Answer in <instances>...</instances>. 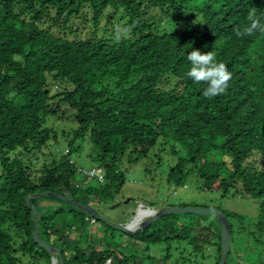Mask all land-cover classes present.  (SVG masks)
<instances>
[{
  "label": "trees",
  "instance_id": "16d2710c",
  "mask_svg": "<svg viewBox=\"0 0 264 264\" xmlns=\"http://www.w3.org/2000/svg\"><path fill=\"white\" fill-rule=\"evenodd\" d=\"M253 9L264 24V0H0V264H51L33 241L25 199L49 192L89 206L79 196V170L69 158L80 149L74 143L85 138L104 172L103 183L95 180L94 190L84 189L86 196L111 200L124 185L118 168L123 157L134 165L159 140L171 141L179 157L168 184L182 185L188 166L195 165L202 190L225 196L234 189V195L258 199L257 229L264 232V169L256 162L264 160V33L236 34L250 23ZM113 22L121 25L119 38L116 27L108 31ZM193 50L213 51L227 66L232 77L225 93L209 99L203 95L207 85L187 77L186 57ZM49 78L62 91L52 94ZM64 107L77 125L68 151L34 176L22 158L10 154L39 153L55 141L47 120L63 119ZM214 155L228 161L212 160ZM44 198L54 200L30 201L41 213L38 235L61 250L64 264H137L109 248L81 247L87 234L67 241V231L54 222L59 215L69 213L73 230L98 221L68 204L67 211L46 212L38 205ZM223 213L232 241L230 219L239 216ZM196 228L193 253L211 243L220 264L218 222ZM152 236L147 230L130 235L136 241ZM170 257L161 261L167 264Z\"/></svg>",
  "mask_w": 264,
  "mask_h": 264
},
{
  "label": "rangeland",
  "instance_id": "374dc122",
  "mask_svg": "<svg viewBox=\"0 0 264 264\" xmlns=\"http://www.w3.org/2000/svg\"><path fill=\"white\" fill-rule=\"evenodd\" d=\"M71 23L77 24L78 22L73 19ZM104 23V21L101 22L100 34ZM120 26V23L116 25L113 22L108 27V31L112 27L117 29ZM86 28L88 29L89 26ZM84 36L85 31L80 33L81 38ZM50 84L52 94L62 91L63 87L51 80ZM66 109V107L63 108L65 113L63 119L53 117L47 120V126L57 134L55 141L51 140L47 147L39 153L29 154L18 150L10 154L11 157L22 158L30 166V171L34 176L41 174L44 163L48 164L68 151V142L77 125L70 117L72 112L66 111ZM78 146H80L79 151L73 152L69 158L79 170L76 177V182L81 186L79 196L83 199L87 197L89 207L97 211L107 222L128 226L131 230L138 229L142 232L147 230V233L154 236L144 241H136L128 234L114 229H105L100 222L86 223L81 228L75 225V230H73L71 228L75 224L74 220L66 212L59 215L54 222L57 227H60L62 233L67 231V241H73L80 233L87 234L88 236H84L81 247L88 244L95 250L109 248L120 259L124 256H132L131 260L137 264H164L161 259L167 254L171 256L167 264H215L216 247L210 243L205 245L201 252L195 254L192 241L197 224L199 226L211 224L212 227L217 224L218 220L214 215H204L199 218L192 215H174V217L171 215L167 219H154L143 229L140 227L141 224L148 222L154 213L164 208L196 207L219 210L239 216V218L230 219L233 235L227 258L228 264H264V232L260 233L257 229L260 201L243 195H234V189H231L225 196L219 191L202 190L195 165L188 166L189 172L182 185L168 184L166 177L169 169L177 163L179 157L177 144L159 140L147 156L134 165H129L126 157H123L118 163V168L124 174V185L119 193L113 195L111 200L103 202L95 200L93 196L83 194L86 187L94 190L97 186L95 179L86 177V173L97 168V163L91 157L94 151L88 138H85L83 142L74 143V148ZM211 159L228 161L226 156L214 155ZM256 162L259 168L264 169V160ZM86 178L87 181L84 183ZM38 205L49 213L59 208L65 211L69 209L65 203L47 198L42 199ZM153 238L159 240L156 243H151ZM26 263L24 260V264Z\"/></svg>",
  "mask_w": 264,
  "mask_h": 264
},
{
  "label": "water",
  "instance_id": "95a60500",
  "mask_svg": "<svg viewBox=\"0 0 264 264\" xmlns=\"http://www.w3.org/2000/svg\"><path fill=\"white\" fill-rule=\"evenodd\" d=\"M42 196H48L54 200L63 202L65 204H68L70 206H73L83 212H85L89 217L93 218L95 221L104 223L107 227L117 230L122 233H126L129 235H134L138 229L131 230L128 228V226H121V225H115L107 222L103 217H101L97 211L92 209L89 206L77 203L73 200H70L66 197L60 196L58 194L53 193H40L32 196H27L25 199V203L27 207L31 210V217L34 220V229L32 233V238L34 243L42 248L48 255L51 256V264H64V260L62 257V252L60 249L55 248L45 241L41 240L38 235V225L41 219V213L37 210V208L33 205H31L30 201L31 199L42 197ZM185 214H191V215H197V216H204V215H215L218 220V224L220 227V236H221V248H222V256L220 260V264H227V257L230 252V245H231V236L229 232V226H228V220L224 213L219 210H213V209H203V208H196V207H167L160 211H157L156 214L151 217V219L148 222H145L140 225L141 229L145 227L148 223H150L152 220L157 218H163L171 215H185Z\"/></svg>",
  "mask_w": 264,
  "mask_h": 264
},
{
  "label": "clouds",
  "instance_id": "9594fccd",
  "mask_svg": "<svg viewBox=\"0 0 264 264\" xmlns=\"http://www.w3.org/2000/svg\"><path fill=\"white\" fill-rule=\"evenodd\" d=\"M248 19L250 23L247 26L236 30L238 36H250L256 31L264 33V24L257 18L255 9L250 12ZM120 34L121 29L117 27V38ZM123 34H127V29L123 30ZM186 58L191 63L186 75L195 83L207 85L203 91L205 97L211 99L226 92L232 73L224 63L217 62L213 51L202 54L199 50H193Z\"/></svg>",
  "mask_w": 264,
  "mask_h": 264
},
{
  "label": "built area",
  "instance_id": "2783aa9c",
  "mask_svg": "<svg viewBox=\"0 0 264 264\" xmlns=\"http://www.w3.org/2000/svg\"><path fill=\"white\" fill-rule=\"evenodd\" d=\"M86 177L89 179H95L100 183H103L104 181V172L100 168L93 169L86 173ZM106 264H110V260L106 262Z\"/></svg>",
  "mask_w": 264,
  "mask_h": 264
},
{
  "label": "bare ground",
  "instance_id": "6f19581e",
  "mask_svg": "<svg viewBox=\"0 0 264 264\" xmlns=\"http://www.w3.org/2000/svg\"><path fill=\"white\" fill-rule=\"evenodd\" d=\"M156 213H154L152 216H154ZM139 226V225H138Z\"/></svg>",
  "mask_w": 264,
  "mask_h": 264
}]
</instances>
